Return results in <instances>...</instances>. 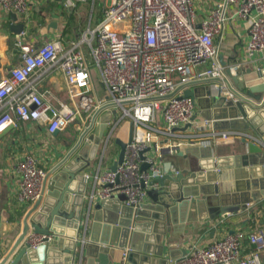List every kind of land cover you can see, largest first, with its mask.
Wrapping results in <instances>:
<instances>
[{
    "label": "built area",
    "instance_id": "2783aa9c",
    "mask_svg": "<svg viewBox=\"0 0 264 264\" xmlns=\"http://www.w3.org/2000/svg\"><path fill=\"white\" fill-rule=\"evenodd\" d=\"M88 1L66 0L65 5ZM32 6L29 0H0L4 11L23 21L29 19ZM101 14L100 20L68 44L60 36L40 46L17 39L16 64L6 72L0 70V134L19 122H34L49 134L77 123L80 134L102 105L116 104L112 109L114 113L119 109L121 116L114 117V126L128 117L132 136L126 140L123 160L115 171L95 176L100 188L89 200L101 201L121 192L126 205L137 206L146 201L148 190L158 186L157 180L164 174V155H176L204 140L212 146L236 140V134L214 130L212 122L199 117L192 98L180 96L181 92L163 97L189 81L221 78L226 68L233 74L239 70L238 64L219 62L215 44L232 16L246 24V62L264 57V0H216L200 20L194 0H104ZM8 46V34L0 31V58ZM207 61H211L210 68L195 70ZM53 68L63 73L66 83L65 99L55 104L38 87L43 73ZM97 73L105 97L97 93ZM214 87H222V94L231 97L224 85ZM158 114L165 132L153 126ZM186 125L185 131H173ZM16 168L20 174L17 199L31 205L41 194L47 169L33 155H25ZM89 178L82 168L76 185L83 186ZM56 237L30 232L23 245L36 249L51 245ZM245 241L251 246L247 251ZM262 254L264 228L249 232L235 229L172 264H262Z\"/></svg>",
    "mask_w": 264,
    "mask_h": 264
},
{
    "label": "water",
    "instance_id": "95a60500",
    "mask_svg": "<svg viewBox=\"0 0 264 264\" xmlns=\"http://www.w3.org/2000/svg\"><path fill=\"white\" fill-rule=\"evenodd\" d=\"M10 17L13 22L17 20L15 13H10ZM22 30V23L10 25L15 34ZM214 84L224 85L231 97L223 95L222 87L215 88ZM180 92V96L195 101L198 116L212 122L214 130L236 134L244 145L243 151L221 157L215 155V148L207 140L178 151L177 155L186 162L178 171H171L168 163L157 180L158 186L147 191L145 202L129 206L116 198L97 201L94 211L90 207L87 213L81 238L66 244L62 236L78 229L75 205L80 192L71 189V183L88 163L96 140L114 118L112 108L116 104L102 105L75 143L47 171L41 194L15 223V235L0 241V264H74L75 258L79 264H108L110 260L168 264V260L174 261L178 256L170 252L168 260L161 259L163 236L183 233L186 223L198 220L213 222L220 215L239 211L246 217L249 209L264 199V67L235 74L226 68L221 78L189 81L163 98ZM187 127L173 131H185ZM132 130L129 122L127 141ZM115 144L119 153L112 171L123 160L126 141L116 138ZM146 166L143 164L142 169ZM225 168L231 169L232 185L227 181ZM30 232L53 233L57 237L51 245L30 249L23 245ZM182 253L185 255V250Z\"/></svg>",
    "mask_w": 264,
    "mask_h": 264
},
{
    "label": "crops",
    "instance_id": "0c3cea01",
    "mask_svg": "<svg viewBox=\"0 0 264 264\" xmlns=\"http://www.w3.org/2000/svg\"><path fill=\"white\" fill-rule=\"evenodd\" d=\"M32 9L29 19L23 21L17 16V20L13 22L10 13L4 11L0 7V31H3L9 36V46L7 52L0 58V70L6 72L10 67L16 64L18 48L16 41L21 38L24 43L40 46L44 42L60 36L65 44L72 40H76L81 33L88 27L93 26L95 22L101 19V1L89 0L85 3H78L69 9L65 2L61 0H29ZM100 9L95 12L96 2ZM216 0H194L195 11L197 19L200 20L206 11L212 6ZM90 10V12H89ZM95 14V15H94ZM86 16V21L83 16ZM85 21V22H84ZM22 23L23 35L15 34L10 31L11 24ZM19 35V37H18ZM247 30L245 21L232 16L227 21L220 37H216L215 44L218 47V60L222 65H240L239 72L246 69L258 70L264 67V57L258 56L255 62L247 63L244 55V45L247 41ZM211 61L195 68L197 71L210 68ZM38 87L40 91L52 100L55 104L58 99H65L66 97V83L63 73L53 68L47 70L41 76ZM95 87L100 97H105L106 94L102 85L95 81ZM115 110L113 109V112ZM116 119L119 118L118 113H114ZM114 119V118H113ZM110 124V123H109ZM119 124V123H118ZM115 124L111 125L108 132V137L113 132ZM159 130L165 132V126L161 122V117L158 114L154 125ZM68 128L58 131L56 135L49 134L45 127L40 126L34 122H19L16 126H11L0 134V241L6 237L15 235L13 229L16 222L20 221L24 213L30 206L27 203L19 202L17 199L18 181L20 174L17 171V163L24 158L25 155H33L39 162V165L47 169V171L55 165L68 151V149L75 143L78 135H75L71 142H69L67 131ZM129 121H126L117 134V139L126 141L128 138ZM123 133V135H121ZM107 137V138H108ZM165 138V137H164ZM95 142L94 149L90 155L88 163L84 166V170L90 174V178L83 186H77L74 180L71 183V189L80 192L76 198V210L78 229L69 230L67 234L73 238H81L83 232V225L87 213L90 209L93 212L94 204L99 200L90 201L92 192H96L100 185L96 182L95 176L102 172L111 169L114 162L117 160L119 147L115 144L116 150L109 155H104L105 144L99 150ZM196 145V144H195ZM193 145V146H195ZM215 155L221 157H231L238 152L243 151L244 145L240 142L237 136L236 140L231 144H222L213 146ZM186 160L182 156L164 155L163 163L161 165L162 172L168 168L170 163L171 171H178ZM227 171V181L232 185V173L230 168H225ZM170 171V172H171ZM230 172V173H229ZM80 173V171H79ZM78 175V174H77ZM228 183V184H229ZM112 198L125 200L126 197L121 192L113 194ZM147 200V199H146ZM75 210V211H76ZM264 228V199L255 203L250 209L246 217H242V212L220 215L213 222L196 221L186 223L183 233H168L162 237L163 252L161 259L170 257V252L174 256L180 258L183 256L182 251L186 254L193 251L195 248L203 247L208 243L221 239L224 235L235 229H242L245 232ZM74 241V240H72ZM246 251L251 247L247 241ZM171 247H170V246ZM261 262L264 264V254L261 256ZM173 261L168 260V264ZM74 264H79L78 259H74ZM108 264H119L112 260Z\"/></svg>",
    "mask_w": 264,
    "mask_h": 264
},
{
    "label": "rangeland",
    "instance_id": "374dc122",
    "mask_svg": "<svg viewBox=\"0 0 264 264\" xmlns=\"http://www.w3.org/2000/svg\"><path fill=\"white\" fill-rule=\"evenodd\" d=\"M95 2H96V1H95ZM103 3H104V0L101 1V5H103ZM97 9H98V11H99L100 6H99V5L97 4V2H96V5H95V12L97 11ZM101 10H102V6H101ZM89 12H90V10H89ZM94 15H95V14H94ZM83 18H84V20L86 21L87 17H86L85 15L83 16ZM85 21H84V22H85ZM96 72H97V71H96ZM97 77H98V73L95 75V81H96V82H97ZM117 113H118V116L120 117V116H121V112H120L119 109L115 112V114H117ZM115 121H116V120L113 119V120L110 122V124H108V125L106 126V128H105V130H104V132H103V135H102L100 138H98V139L96 140V142L98 143L97 146L99 147V148H97V149H99V150L104 146V142H105V140H106V144H105V153H104V155H109L110 153H113V152L116 150L115 139L117 138V134H118V133L120 134V130H121L122 125H123L126 121H128V117H126V118H124L123 120H121V121L119 122V124H117V126L114 128L113 132L110 133L109 138H107V137H108L109 129L111 128V125H113ZM77 126H78L77 123H75V124L72 125V128H69V129H68L67 134L69 135V136H68V138H69V142H71L73 139H75V138H74L75 135H78ZM121 135H123V133H121ZM63 236L70 237L68 234H65V235H63ZM65 241H66V244H67L68 242H70V239H69V240L66 239Z\"/></svg>",
    "mask_w": 264,
    "mask_h": 264
}]
</instances>
